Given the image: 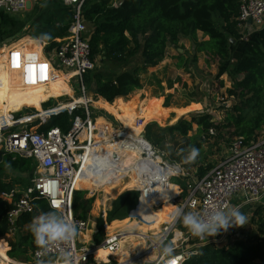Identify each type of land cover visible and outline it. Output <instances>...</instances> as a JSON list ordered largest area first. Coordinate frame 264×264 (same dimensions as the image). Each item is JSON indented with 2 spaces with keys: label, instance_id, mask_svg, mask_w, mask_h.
I'll use <instances>...</instances> for the list:
<instances>
[{
  "label": "trees",
  "instance_id": "1",
  "mask_svg": "<svg viewBox=\"0 0 264 264\" xmlns=\"http://www.w3.org/2000/svg\"><path fill=\"white\" fill-rule=\"evenodd\" d=\"M240 4L241 0H123L120 5L115 6L108 0H84L81 8L84 22L90 23L87 36L92 58L102 55L108 60L125 65V68L122 67L112 76H105L102 72L98 70L94 72L92 69L83 75V83L86 87L93 83L95 96L104 99L112 114L127 128L133 129L136 115L132 110V100L124 101L123 98L142 88L141 73L145 72L147 67L161 62L166 57L168 49L176 48V67L179 68L184 67L186 59L183 56V46L179 44L182 39L191 41L192 64L200 52L217 59L215 77L219 78L226 74L230 86L225 88L223 93L226 99L232 100L229 106L221 105L225 114L222 120H216L210 113L204 112L193 114L190 120L180 117L175 123L165 127H160L154 122L144 124V138L153 147L163 150L169 161H175L185 171L194 169L191 174L197 178L195 182L213 167V163L207 161L209 152L202 150L206 139L212 136L209 129L214 132V143L217 145L221 141L230 144L234 137H241L246 144L264 137V27L255 28L248 34L241 31L237 20ZM16 15L0 9V41L14 36L25 27L26 20ZM42 15L44 17L42 24L37 26L38 32L44 39L49 40L51 48H54L60 39L67 35L73 10L61 3H54L52 10L44 11ZM197 32H201L207 39L198 40ZM31 41H25L19 46L37 59L40 45ZM0 64L2 69L0 114L1 118H4L8 109L12 107L9 103L16 93L9 92L10 86L19 81L15 73L11 74V78L7 76L8 66L5 60L0 59ZM8 78L10 79L7 80ZM156 82L159 83L160 80L156 78ZM49 83L56 94L71 92L60 75L51 79ZM219 83L223 86L222 80H219ZM169 97L167 96L166 101ZM33 99L38 102L46 98L41 99L40 96L30 98ZM113 100V103H108ZM43 104L49 106L52 102L49 100ZM139 108L137 116L141 117L145 110ZM183 111L186 110L180 109L176 113ZM167 116V114L159 116L155 121L163 123ZM173 120L174 118L171 121ZM96 123L100 127L111 128L108 122L101 118H97ZM193 123L196 125L195 130L192 129ZM30 126L38 130L50 127L66 130L69 127V115L67 112H61L49 116L43 123L36 119ZM137 128L134 130L139 135L140 129ZM191 130L194 133L188 135ZM224 130L227 133L226 137L223 135ZM192 147L199 149V155L194 163H185V157ZM36 165L32 158H23L0 150V194L23 184L21 176L8 177L7 171L26 174L28 179L30 176L32 179ZM188 178L189 176L185 179ZM114 184L116 182L111 185ZM122 184L138 186L140 183L130 175L127 183L119 182L118 186ZM77 185L80 187V182H77ZM85 185L92 186L91 183ZM118 186L113 189L116 191ZM169 187L172 193L168 197L177 193L175 186L170 184ZM138 195V191L126 190L113 202L106 213L108 222L114 220L106 225L107 233L128 222V219L123 218L135 208ZM20 196L21 192H15L13 199L16 200ZM107 198L106 195L101 202H106ZM92 200V197H87L86 190H76L72 200L74 217L86 219ZM32 205V212L20 215L15 225L10 226L5 217L10 203L0 196V239H5L8 246L5 253L6 246L0 241V250L18 262L34 263L32 253L37 246L27 226L39 212L52 210L43 198L34 199ZM170 212L169 209L168 212L162 213L161 223L169 221ZM253 215L249 221L252 224L251 229L253 228L251 231L242 228L241 236L223 246L205 245L197 255L190 257L184 264H264V204H260ZM131 222L122 228L134 229V221ZM130 237L132 234L122 236L118 240V246ZM103 247L93 249V254L101 253ZM0 261L3 262V259Z\"/></svg>",
  "mask_w": 264,
  "mask_h": 264
},
{
  "label": "built area",
  "instance_id": "2",
  "mask_svg": "<svg viewBox=\"0 0 264 264\" xmlns=\"http://www.w3.org/2000/svg\"><path fill=\"white\" fill-rule=\"evenodd\" d=\"M31 1L37 0H0V9L10 14H20ZM83 2L84 0H61L63 5L72 8L73 15L67 35L52 50L53 59L44 58L42 48L43 61L40 62L27 51L19 50V45L10 46L5 58L8 73L17 74L20 85L25 88L38 83L46 84L65 71L64 74H70L69 80L71 76L76 79L80 92L78 99L58 103L57 108L44 111V118H36L43 123L49 116L67 112L69 127L66 130L59 127L38 130L30 126L29 123L36 120L35 114L21 117L13 112L4 119L0 116V150L19 157L32 158L37 163L30 184L1 192L0 196L10 203L5 217L12 226L20 215L33 211L34 199L43 198L49 208L59 209L78 224L76 238L50 247L46 255L39 257L45 264H62L61 252L69 254V264H158L159 243L167 241L173 242L176 249L175 256L168 264H184L190 257L197 255L201 247L212 243L213 239L206 237L201 240L192 236L186 229L178 227L179 220H173L171 216L155 232L124 227L107 233L105 229L106 234L104 233L100 244H95L92 238V243L89 244L83 237L88 232L90 221L74 217L72 200L76 190H86L87 197H93L106 183L118 178L128 181L132 175L142 185L143 190L137 185L126 187V190L139 193L137 204L129 213L130 222L133 220L143 224L149 216L145 215L149 210L146 207L149 205L147 202L152 199L151 209L158 210L164 203L162 188L173 184L170 182L171 177L178 174L188 175V172H177L181 169L178 165L173 166L156 156L155 147L144 138L145 125L142 118L138 117L133 121V129L122 128L123 126L114 128L110 123L108 124L111 128L108 129L97 125L90 109L91 100L86 95L83 83V75L95 65L88 41V30L81 14ZM248 19L251 20L250 24ZM237 20L240 28L246 29L250 25L254 26L253 29L264 27V0H241ZM25 122L29 124L28 129L14 128ZM137 127H142L139 135L134 130ZM209 134H214L212 129H209ZM101 157L110 163L98 168L93 161ZM89 179L91 187H78L77 182ZM15 192H21L16 200L13 199ZM235 195L241 196V204L262 202L264 137L249 144L244 143L241 137H235L228 154L206 175L194 182L185 199L173 207L180 206L184 211H189L195 202L198 211L207 213L215 206L237 207L238 204H232ZM178 197L179 187L173 196H165L171 203ZM107 204L102 202L104 206ZM106 209L108 208L101 210L102 219L105 218ZM103 221L106 227V220ZM126 234H132V237L138 239L135 251L132 248L128 251L122 250L121 244L118 248V240ZM102 246L106 247L107 260H100L93 254V249ZM38 251L40 249L36 247L32 253L35 261L38 259Z\"/></svg>",
  "mask_w": 264,
  "mask_h": 264
},
{
  "label": "rangeland",
  "instance_id": "3",
  "mask_svg": "<svg viewBox=\"0 0 264 264\" xmlns=\"http://www.w3.org/2000/svg\"><path fill=\"white\" fill-rule=\"evenodd\" d=\"M108 2L115 5L117 0H108ZM21 14L22 13H20V18L26 20L25 27L23 29H21L20 32H18L14 36H10V37L5 38L7 40H4V41L21 43L24 39H28V38L37 39V38H39V37H33L31 35L27 36L28 34L26 31L28 29V28H26V26H28V24L30 23L29 21H30L31 17H33L34 12H31L30 14L26 13L22 16H21ZM85 24H86V28L89 32L90 23L86 22ZM88 32H87V34H88ZM197 39L198 40L207 39V37L203 36L201 32H197ZM10 40H12V41H10ZM179 44H181L183 46V49H184L183 56L186 59L184 60L183 66L185 68L184 67H181V68L176 67L175 59L177 56V50H176V48H170L166 52V57L161 62H159L155 66L147 67L146 71L141 73V81L143 83L142 88L134 91L131 94H129L127 96V98H124V101L132 100V102H133L132 110L135 112V115H136V117L134 118V121L136 118L140 117V116H137V115H139V109H140L139 107H142L143 110H145V112L140 117V118H142L144 124L146 122L147 123L154 122L160 127H165V126L171 125V124L175 123L178 120V118H180V117L185 118L186 120H190V118L193 114L197 115V114H201L204 112L210 113L213 116V118H215L216 120H220V119L222 120L224 118L225 114H224L223 109L221 108V105L229 106L232 103V100L229 98L226 99L225 98L226 96L223 93L225 88H228L230 86V81H229L228 77L226 76V74H223L219 78L215 77V74L217 71V59L210 57L209 55L205 54L204 52L198 53L196 56L197 59H196L195 63L192 64V62L190 60L193 56V52H192V48H191V41L189 39H182L179 42ZM18 45H20V44H18ZM179 52H182V50L179 49ZM94 64L95 65H94L93 71L95 72L98 70V71L102 72L103 74H105V76H112L115 72L122 69V67L125 68L124 64H121L119 62V64H120L119 65L117 62H114L112 60H108L102 55H97L94 58ZM64 73H65V71H63V74ZM156 78L160 80L159 83L156 82ZM66 79L68 81L67 82L68 85L73 89V92L71 93V95L50 97V98H47L46 100H43L42 102H40L39 105H37V106L24 104V105L20 106V108H18V110H16V109L8 110L7 114L8 115L13 114V112H14L16 116H21V117L35 114L36 115L35 119L36 118L41 119V118L45 117L44 111L57 108L58 103L63 104V103L68 102L69 100L78 99L80 96V92H79V86L76 82V79L73 78V76H71V79L69 80V77L65 76V80ZM219 80H222L223 86H220ZM169 81H170V86H169ZM92 85H93V83L89 84L88 87H86V86L85 87H86V95L88 97H90V100H91L90 101V109L92 110V114H93L94 118L95 119L101 118L102 120H105L108 123H110V125H112L114 128L115 127L118 128V127H122V126H123L122 128H125L126 126L120 120H118L114 116V114H112V110L109 108V106L106 103H104L102 101L94 102L95 98H97V97L94 94V88ZM167 96H170V97L166 101ZM49 100L52 102L51 105L46 106L43 104ZM28 102L30 104H33L36 102V100L33 99V100L28 101ZM93 102L95 104H101V106H103L105 108H103L101 106H96L95 104H93ZM113 102H114V100L112 102H108V103L111 104ZM166 102H167V105H165ZM189 107H191V108H189ZM180 109H185L186 111H183L182 113H176L177 110H180ZM164 114H167L168 116L164 120L163 123H161V122L159 123L158 121H155V120H157V118L159 116H161V117L164 116ZM173 118H174V120L171 121ZM29 124H28V122H25L22 125L14 126V128L16 130L20 129V127H25L28 129ZM119 124L121 126H119ZM139 129L141 130L142 127H140ZM192 129L193 130L196 129V125L194 123L192 124ZM193 130H191L188 133V135L193 134L194 133ZM225 132H226V130L223 131L224 137H226V135H227V133H225ZM214 136L215 135H212L211 137L206 139V141L203 144V148H202V150L209 152L207 154V158L209 160H211V162L213 163V167H215L217 165V163L223 159V156L226 155V153L229 149V146H230V144H228L224 141H221L220 139L219 140L221 142L218 143V145H217V143L215 144L214 143L215 142ZM261 138H263V137H261ZM233 139H232V141H233ZM155 153L159 159H161L163 161H167L170 164H172L173 166L178 167L177 166L178 164L175 161L171 162L167 159L163 150H160L159 148L155 147ZM175 169H177V168H175ZM182 171H183L182 169L177 170V172H179V173H181ZM7 176L8 177L16 176L17 178L21 176V179L23 180V184H20V186L28 185V183L31 179V176L28 179L26 174H19L16 171H7ZM187 176H189V178L185 179V178H187ZM187 176L178 174L176 176L171 177L170 182L174 183V184L176 183V185L179 187L180 197H178L177 199H175L171 203V202L166 200L165 195H164V197H162V200L164 201L163 205L160 208H158V210H154V212H157V214H159V215L162 213L168 212L169 209L172 210L174 208L173 206L180 204L185 199L188 192L190 191V188L193 186L195 180L197 179L190 172ZM177 179H180V181L178 182ZM183 183H184V186H183ZM174 184H173V186H174ZM140 187H141V190H143L142 186H140ZM161 187L162 186H160V189H161ZM113 188H112V192L110 191V193H108V194L105 193L108 197L106 200V204L108 203L107 204L108 209L111 208L113 202L118 198V196H120L119 195L120 192L126 191V187H123L118 192H115V190ZM168 188H170V187L168 186ZM184 192H185V194H184ZM105 194L103 191L98 190V192L93 195L92 206H91V209L89 211V219L90 220L95 221L96 218L98 219L97 216L99 215V206L102 204L101 201H102ZM166 197H167V195H166ZM152 201L153 200L151 199L149 202H147L149 204V205H147L148 209L149 208L151 209L150 204L152 203ZM185 211H188V210H185ZM158 218H159V216H158ZM123 219H128V221H130V219H131L130 214ZM106 223L109 224V222L107 220H106ZM126 223H128V222H126ZM250 225L251 224H248V222H246L245 227L247 226V228H245V227H242V228L245 229L246 231H249V229H251ZM157 226H159V225H157V224L152 225L151 224L148 227L150 229H153V228H156ZM177 226L183 227L180 224V222H178ZM135 227L136 228H143V227H140L138 225H136ZM235 228H237V226ZM90 229H93V230L97 229L95 235H93L92 237L94 238L93 240H94L95 244H100L101 240H102L101 237H104V232H105L104 221L100 218L97 222L96 221L95 222H89V229L88 230H90ZM237 229H236V233L228 234V235H226V237L224 236L225 238L223 237L220 240H218V237H220V235H218L216 238H214L215 240H213L212 243H210V244H213L215 246H223L225 244L233 242L235 240V238H237V236H239V235L241 236V234H242V233H240L241 232L240 227ZM218 233H221V232L219 231ZM222 234H226V233H222ZM10 235L12 236V233H10ZM0 241H3L4 246H6V250H8L7 241L5 239H0ZM91 243L92 242H90L89 244H91ZM136 243H138V239L136 237H130L121 243V249L128 251L129 249L132 248L135 251ZM139 245H141L140 242H139ZM6 250H5V253H6ZM0 254L5 255L1 250H0ZM5 256H4V258L3 257L0 258V259H3V262L0 261V264H3L9 260V258L7 256L6 257Z\"/></svg>",
  "mask_w": 264,
  "mask_h": 264
},
{
  "label": "clouds",
  "instance_id": "4",
  "mask_svg": "<svg viewBox=\"0 0 264 264\" xmlns=\"http://www.w3.org/2000/svg\"><path fill=\"white\" fill-rule=\"evenodd\" d=\"M199 155V149L192 147L189 149L185 157V163H194ZM93 163L96 167L106 166L109 161L101 157ZM173 220H179L180 224L192 236L201 240L209 236L216 235L219 231H227L234 226H242L246 224L247 217L238 207L224 205L223 207L215 206L207 213L198 211L195 202L192 203L189 211H184L182 207L177 206L170 212ZM28 230L31 233L34 244L40 251L37 253L36 264H45L39 257L47 254L50 247L68 243L78 235V224L67 217L59 209L47 212H39L32 218L28 224ZM176 254L174 243L161 242L158 246V264H168ZM69 254L60 253L62 264H69Z\"/></svg>",
  "mask_w": 264,
  "mask_h": 264
},
{
  "label": "crops",
  "instance_id": "5",
  "mask_svg": "<svg viewBox=\"0 0 264 264\" xmlns=\"http://www.w3.org/2000/svg\"><path fill=\"white\" fill-rule=\"evenodd\" d=\"M54 3H61V0H37V1H31V2H29V4H28V6H27V9L24 11V12H22V14H21V16L22 15H24V14H30L31 12H34V14H33V17H31V19H30V23L28 24V26H26V28H28L26 31H27V36H33V37H39V38H37V39H30V38H28V39H24L21 43H23V42H25V41H28V42H32L31 40H33V41H35V42H38L39 43V45H40V53H39V55H38V57H37V59L40 61V62H42L43 61V57L45 58L46 57V59H53V56H52V50H53V48H51V44L49 43V40H46V39H44L43 38V36H41L40 34H39V28H37V26L39 25H41L42 24V18L44 17V15H42V12H44V11H49V10H52V8H53V4ZM62 4V3H61ZM64 6V5H63ZM66 7H68V6H66ZM18 16L20 17V14H18ZM41 17V19H39L38 20V18H40ZM253 28H254V26H252V25H250V26H248V27H246V29H244V27H242L241 29V31H250V30H253ZM26 36V35H25ZM66 36V35H65ZM65 36H63L62 38H65ZM44 39V40H43ZM7 40V39H6ZM10 41H12V40H10ZM47 44H46V43ZM21 43H16V42H9V41H0V59H3V60H5V58L7 57V53H8V50H9V47L10 46H12V45H18V44H21ZM20 49L19 50H22V48L21 47H19ZM44 49V51H43V57H42V53H41V49ZM178 51H179V49H178ZM175 64H176V59H175ZM2 72V69H1V64H0V73ZM7 73V76L8 77H12L11 76V74L12 73H8V72H6ZM60 75V77L65 81V84H67V86L68 87H70L69 85H68V81H67V79L65 80V76L66 75H62V74H59ZM10 78H8L7 80H9ZM21 88H23V86H21L20 85V83H17V84H15V85H12V87H11V89L9 90V92H16L15 93V95H14V98L10 101V103H9V105L10 106H12L11 108H9L8 110H14V109H16V110H18V108H20V106H22V104H19V102L20 101H25L26 102V104L27 105H34V106H37V105H39V103L40 102H42V101H38V102H35V103H33V104H30L28 101L30 100V98H33L34 96H40V98L41 99H43V98H50V97H55V96H68V95H71V93L73 92V89L70 87V89H71V92H70V94L69 93H61V94H56L55 93V90L53 89V87H51V85H50V83L48 82V83H46V84H44V83H38V84H36V85H33V86H29V87H26V88H24V90H22V91H20L21 90ZM95 94V93H94ZM48 95V96H47ZM45 99V100H46ZM124 99V98H123ZM99 101H102V102H104L105 100L104 99H102V98H95V101L94 102H99ZM93 102V104H95ZM24 105V104H23ZM96 106H101V104H95ZM101 107H103V106H101ZM103 108H105V107H103ZM7 115L8 114H6V117H7ZM0 116H1V114H0ZM6 117H4V118H6ZM3 118V119H4ZM2 119V118H1ZM214 133V132H213ZM214 135V134H213ZM231 144V143H230ZM230 147V146H229ZM228 152H229V149H228V151H227V153H226V155L228 154ZM127 155H128V153H127ZM225 155V156H226ZM225 156H223V157H225ZM207 161H211V160H209L208 158H207ZM178 164V163H177ZM178 166L184 171V172H190L191 173V171L193 172L194 171V169H191V171L189 170V171H185L179 164H178ZM210 171V170H209ZM208 171V172H209ZM207 172V173H208ZM206 173V174H207ZM189 174V173H188ZM205 174V175H206ZM171 180V179H170ZM80 182V184H81V186H83V185H85V184H83V182H84V180L83 181H79ZM89 183L91 182V180L89 179V181H88ZM114 182H116V184H114V185H111L112 183H114ZM119 182H125V183H127V181H122V180H119V178H118V180L116 179H114V180H112L111 181V183H108V184H106V185H104V186H102L100 189H99V191H103L104 192V194L105 193H109V191H111L112 190V188L113 187H115V186H118L119 185ZM89 183H86V184H89ZM174 184V183H173ZM172 184V185H173ZM25 186V185H24ZM86 186V185H85ZM140 186H142L141 184L138 186L139 188H141ZM174 186H177L176 185V183L174 184ZM23 186H19L18 188H22ZM89 187H91V185L89 186ZM123 187H127L125 184H122V185H120V186H118V188H117V190L115 191V192H118L119 190H121ZM178 187V186H177ZM162 188V187H161ZM162 193H163V196L162 197H164V195L166 196L167 195V197H168V195L169 194H171L172 193V189L171 188H166V187H164V188H162ZM104 197H106V194L104 195ZM243 200H242V198H241V196H239V195H235L234 197H233V199H232V204H234V205H236V204H238L237 205V207L240 209V211L243 213V214H245V216L247 217V222H248V224H250V219H251V217L252 216H254L253 215V213L255 212V210H256V208L260 205V204H264V198H262V202H260V203H243V204H241V202H242ZM241 204V205H240ZM146 207H148V206H146ZM102 208H108L107 207V205H100L99 206V215L97 216L98 217V219L96 218V222L101 218L102 219V217H100L101 216V210H102ZM109 209H106V212H105V218L104 219H102V220H106V213H107V211H108ZM147 214H149V216H148V219L145 221V222H143V224H139V223H136V222H134V229H137V230H142V231H144V232H147V231H149V232H155V231H157L158 230V228H159V226H160V224H161V222H160V220H161V218H162V214H157V212H154V211H152L150 208H149V210H148V213H146L145 215H147ZM158 216H159V218H158ZM86 219H88L90 222H95L94 220L92 221V220H90L89 219V215H88V217L86 218ZM115 220H119V219H115ZM122 220V219H121ZM114 221V220H113ZM113 221H109V224H111ZM130 221H128V223H129ZM128 223H126V224H128ZM132 223V222H131ZM126 224H124V225H122V226H120V227H118V228H115L114 230H116V229H119V228H122L123 226H125ZM151 224H157V225H159V226H157L156 228H153V229H150L148 226H150ZM15 225V224H14ZM136 225H138V226H140V227H143V228H136L135 226ZM245 225L246 224H244V225H242V226H237V228H239L240 227V230L242 229V227H245ZM13 226V225H12ZM149 229H148V228ZM236 226H234V227H231V228H229L227 231H220L221 233H218V234H216V235H214V236H209V237H207L208 239H213V240H215L214 238H216L218 235H220V237H218V240H220V239H222L224 236L226 237V235H228V234H231V233H236V229L237 228H235ZM250 227H252V224L250 225ZM146 228V229H145ZM182 228H184V227H182ZM235 228V229H234ZM245 228H247V226L245 227ZM14 229V228H13ZM185 229V228H184ZM113 230V231H114ZM238 230V229H237ZM252 229H249V231H251ZM14 231V230H13ZM13 231H11V232H13ZM96 231H97V229L96 230H93V229H90V230H88V232H89V234H87V235H84L83 237L85 238V241H87V242H90V238H92V240L94 239L92 236L93 235H95V233H96ZM105 233V232H104ZM222 233H226V234H222ZM106 234V233H105ZM104 234V235H105ZM224 237V238H225ZM103 237H101V239H102ZM94 241V240H93ZM4 247V246H3ZM120 247V244H119V246H118V248ZM105 249H106V247L104 246L103 247V251L101 252V253H103V252H106V256H107V251H105ZM6 253H7V250H6ZM4 256L5 255H1L0 254V258H4ZM6 256L9 258V260L8 261H6L5 263L6 264H36V261L34 260V258H33V260H34V263H23V262H18V261H15L14 259H11L7 254H6ZM5 256V257H6ZM33 256V255H32ZM105 260H107V259H105Z\"/></svg>",
  "mask_w": 264,
  "mask_h": 264
},
{
  "label": "bare ground",
  "instance_id": "6",
  "mask_svg": "<svg viewBox=\"0 0 264 264\" xmlns=\"http://www.w3.org/2000/svg\"><path fill=\"white\" fill-rule=\"evenodd\" d=\"M67 77H70V74H65ZM15 85V84H14ZM11 87L12 86H10V89H11ZM19 104H25V105H27L26 104V102L25 101H20L19 102ZM3 119V118H2ZM86 183H89L87 180H84V182H83V184H86ZM87 234H89V232H87L86 234H84V235H87ZM97 258H99L100 260H105L106 259V252H103V253H99V254H97V255H95Z\"/></svg>",
  "mask_w": 264,
  "mask_h": 264
},
{
  "label": "water",
  "instance_id": "7",
  "mask_svg": "<svg viewBox=\"0 0 264 264\" xmlns=\"http://www.w3.org/2000/svg\"><path fill=\"white\" fill-rule=\"evenodd\" d=\"M122 1H123V0H117V2H116V4H115V6H118V5H120V4L122 3ZM247 22L250 24V23H251V20H250V19H248V21H247ZM123 192H124V191L120 192V194H119V195H121Z\"/></svg>",
  "mask_w": 264,
  "mask_h": 264
}]
</instances>
